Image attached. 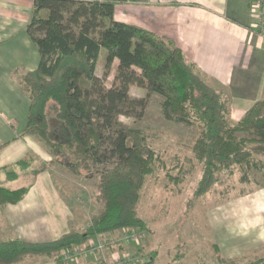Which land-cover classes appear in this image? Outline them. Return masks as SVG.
I'll return each instance as SVG.
<instances>
[{"label": "trees", "instance_id": "obj_1", "mask_svg": "<svg viewBox=\"0 0 264 264\" xmlns=\"http://www.w3.org/2000/svg\"><path fill=\"white\" fill-rule=\"evenodd\" d=\"M115 7L116 0H34L26 31L40 61L21 81L29 100L23 134L39 136L53 156L74 171L102 168L97 197L103 206L84 231L71 229L51 241L0 240V264L41 253L61 260L64 249L87 245L97 236L146 229L136 206L157 154L143 132L120 116L142 118L151 93L163 96L167 119L200 126L194 146L203 164L198 194L236 167L243 169V181H249V170L259 167L254 156L264 155V98L231 122L230 98L205 81L173 39L118 20ZM103 49L107 56L100 77L96 70ZM111 73L114 78L107 86ZM132 85L146 89L147 97H133ZM240 132L254 137H241ZM10 141L0 143V151ZM37 160L28 153L0 167V207L27 195L33 183L18 188L6 183L19 179L22 170L32 169L34 176L46 170L45 164L36 166ZM155 263L154 254L138 262Z\"/></svg>", "mask_w": 264, "mask_h": 264}, {"label": "crops", "instance_id": "obj_2", "mask_svg": "<svg viewBox=\"0 0 264 264\" xmlns=\"http://www.w3.org/2000/svg\"><path fill=\"white\" fill-rule=\"evenodd\" d=\"M138 2L116 0L115 17L173 39L205 81L230 98L232 120L239 121L264 98V35L253 27L255 0ZM33 7L34 0H0V114L6 115L5 120L0 119V130L4 131L2 136L11 134L5 140L10 143L0 151V167L14 164L28 153L41 161L49 158L41 143L23 134L29 100L21 81L23 74L36 69L40 61L39 51L26 31ZM40 176L20 202L1 208L4 233L10 238L41 242L58 239L71 229L86 230L95 211L83 206L87 210L81 217L78 201L83 189L65 197L63 186L54 185L51 179L41 182ZM5 234L0 239H7L9 235ZM111 236H115L113 232L94 239ZM116 249L106 252L109 264L114 263L111 254ZM102 257L100 253L77 262L41 253L12 264H104Z\"/></svg>", "mask_w": 264, "mask_h": 264}, {"label": "rangeland", "instance_id": "obj_3", "mask_svg": "<svg viewBox=\"0 0 264 264\" xmlns=\"http://www.w3.org/2000/svg\"><path fill=\"white\" fill-rule=\"evenodd\" d=\"M153 1L139 0L138 3L150 4ZM106 56L103 49L96 70L100 77L105 72ZM113 78V73L106 78L107 86L111 85ZM130 93L138 98L148 95L146 89L137 85L131 86ZM163 100L160 94L151 93L142 118L120 116L126 125L143 132L157 154V162L146 176L136 206L138 215L146 221V229H120L112 236L116 242L137 232L141 235L139 243L114 246L138 256L140 261L154 254L155 264H264V155L254 156L259 167L248 171L249 181L242 180L243 169L236 167L232 174H221L211 189L198 194L203 164L194 155V146L200 136V126L167 119L163 113ZM0 119L5 120L6 115L0 114ZM231 122L235 123L232 119ZM3 133L0 130V143L11 135L2 136ZM238 135L254 137L247 132ZM29 137L35 138L47 151L48 160L35 163L36 166L45 164L46 170L40 172L41 176L40 173L34 176L32 169L22 170L23 178L8 182L10 185L7 186L18 188L35 182L39 176L43 180L41 182L55 180L54 185L66 189L65 197H70L67 195L70 192L83 189L78 201L82 218L83 210L93 208L99 212L103 206L97 197L99 170L102 168L92 172L74 171L60 163L39 136L27 135ZM1 175L5 178V174ZM5 205L0 207V211ZM0 225V236H3L5 224ZM83 247L72 246L71 249L78 252ZM73 261L79 262L80 258Z\"/></svg>", "mask_w": 264, "mask_h": 264}, {"label": "built area", "instance_id": "obj_4", "mask_svg": "<svg viewBox=\"0 0 264 264\" xmlns=\"http://www.w3.org/2000/svg\"><path fill=\"white\" fill-rule=\"evenodd\" d=\"M127 2H133L134 0H126ZM252 12L255 18V22L253 24V27L256 28L261 34L264 35V0H255L253 3ZM137 233V232H136ZM131 233L127 238L124 239H117L116 242L112 240L114 237H103L101 239H94L92 238L86 246H84L80 251L73 252L71 248L64 249L61 252L62 258L64 260H71L81 258V257H89V256H96L97 254L100 255L103 254L102 261L104 264L107 262V256L106 252L109 248L115 249L116 245L118 244V247L121 245H124V243L128 242H136L139 243L140 241V235L139 233ZM139 235V236H138ZM112 257L114 259L115 264H123V263H131V264H138L140 261L139 257L136 255H131L130 252L123 251L121 252L119 249H116V251L112 252Z\"/></svg>", "mask_w": 264, "mask_h": 264}]
</instances>
